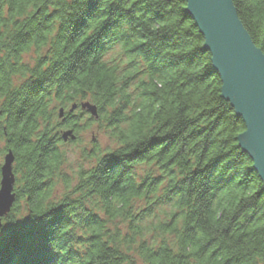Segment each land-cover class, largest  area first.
<instances>
[{"label": "trees", "instance_id": "16d2710c", "mask_svg": "<svg viewBox=\"0 0 264 264\" xmlns=\"http://www.w3.org/2000/svg\"><path fill=\"white\" fill-rule=\"evenodd\" d=\"M232 2L264 53V0ZM203 43L184 0H0V264H264V186ZM90 123L114 148L68 180L59 132Z\"/></svg>", "mask_w": 264, "mask_h": 264}, {"label": "water", "instance_id": "95a60500", "mask_svg": "<svg viewBox=\"0 0 264 264\" xmlns=\"http://www.w3.org/2000/svg\"><path fill=\"white\" fill-rule=\"evenodd\" d=\"M184 1L204 39L203 47L210 54L212 68L219 75L221 96L244 124V130L236 137L237 145L252 161L253 170L264 186V53L243 27L232 0ZM76 108L73 104L69 112ZM79 108L98 118L95 105L86 101ZM62 115L61 108L58 116ZM60 138L66 141L75 136L66 130ZM13 161L14 156L8 150L0 166V227L1 219L15 201Z\"/></svg>", "mask_w": 264, "mask_h": 264}, {"label": "rangeland", "instance_id": "374dc122", "mask_svg": "<svg viewBox=\"0 0 264 264\" xmlns=\"http://www.w3.org/2000/svg\"><path fill=\"white\" fill-rule=\"evenodd\" d=\"M37 55L38 54L36 53L35 49L32 48L26 54L23 55V58H22L23 62L32 66ZM75 110H77V109H75ZM87 114H89V113H87ZM62 117H63V115H62ZM62 117L58 116V119L61 120ZM84 118H86V117H83V119ZM85 126H86V124H85ZM85 126H83V127H85ZM66 130H69V129H66ZM66 130L60 131L59 133L61 134V132H64ZM74 136H75V134H74ZM73 141H74V143H70ZM0 145H2V144H0ZM95 147H98L100 149V151H103V152L107 149H113L114 148V144H112V141H110L104 135V133L98 129L97 124H95V123H90V125L88 127L82 129L78 133L76 139L74 138L71 141H70V139H67L66 141H63V144H61L59 146V149L64 153V156H65V162L62 166V171H64L66 173L65 177L68 180L74 179V177H75L74 174L79 167H84V168L87 167L88 168L92 165V163L94 161L92 159V156H93L92 153H93V151H94L93 149ZM60 191H61V187L58 186V188L56 189V192H55V196L57 198L60 194ZM23 205L24 204L22 203L21 210H22V208H24ZM3 218L1 219V227H2V223H3Z\"/></svg>", "mask_w": 264, "mask_h": 264}, {"label": "bare ground", "instance_id": "6f19581e", "mask_svg": "<svg viewBox=\"0 0 264 264\" xmlns=\"http://www.w3.org/2000/svg\"><path fill=\"white\" fill-rule=\"evenodd\" d=\"M1 228H2V227H1ZM1 228H0V229H1Z\"/></svg>", "mask_w": 264, "mask_h": 264}]
</instances>
